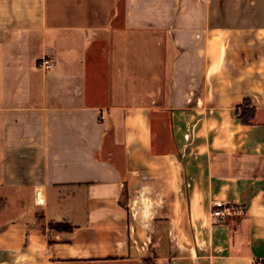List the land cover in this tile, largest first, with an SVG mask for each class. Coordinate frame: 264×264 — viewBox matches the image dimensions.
<instances>
[{
    "label": "crops",
    "instance_id": "1",
    "mask_svg": "<svg viewBox=\"0 0 264 264\" xmlns=\"http://www.w3.org/2000/svg\"><path fill=\"white\" fill-rule=\"evenodd\" d=\"M147 262L264 264V0H0V264Z\"/></svg>",
    "mask_w": 264,
    "mask_h": 264
},
{
    "label": "built area",
    "instance_id": "2",
    "mask_svg": "<svg viewBox=\"0 0 264 264\" xmlns=\"http://www.w3.org/2000/svg\"><path fill=\"white\" fill-rule=\"evenodd\" d=\"M39 65L48 68L52 65L48 57L40 59ZM234 212V207L225 203H215L211 210V218L215 223L226 222Z\"/></svg>",
    "mask_w": 264,
    "mask_h": 264
},
{
    "label": "trees",
    "instance_id": "3",
    "mask_svg": "<svg viewBox=\"0 0 264 264\" xmlns=\"http://www.w3.org/2000/svg\"><path fill=\"white\" fill-rule=\"evenodd\" d=\"M253 112H254V109H252V108L241 107L238 110V116L240 117V119L243 123H249L253 117ZM147 264H150V263L147 262Z\"/></svg>",
    "mask_w": 264,
    "mask_h": 264
},
{
    "label": "rangeland",
    "instance_id": "4",
    "mask_svg": "<svg viewBox=\"0 0 264 264\" xmlns=\"http://www.w3.org/2000/svg\"><path fill=\"white\" fill-rule=\"evenodd\" d=\"M244 12V11H243Z\"/></svg>",
    "mask_w": 264,
    "mask_h": 264
}]
</instances>
